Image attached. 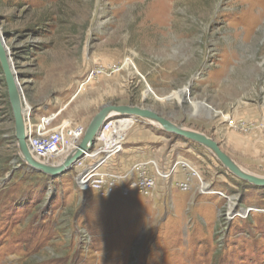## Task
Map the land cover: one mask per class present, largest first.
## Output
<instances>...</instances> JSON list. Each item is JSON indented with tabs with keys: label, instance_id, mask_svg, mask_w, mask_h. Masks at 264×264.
I'll list each match as a JSON object with an SVG mask.
<instances>
[{
	"label": "rangeland",
	"instance_id": "obj_1",
	"mask_svg": "<svg viewBox=\"0 0 264 264\" xmlns=\"http://www.w3.org/2000/svg\"><path fill=\"white\" fill-rule=\"evenodd\" d=\"M0 29L28 133L55 113L79 143L103 105H143L264 177V0H0ZM6 95L0 64V264H264V186L203 145L113 116L120 148L100 172L117 188L101 196L79 180L91 158L29 168Z\"/></svg>",
	"mask_w": 264,
	"mask_h": 264
},
{
	"label": "water",
	"instance_id": "obj_2",
	"mask_svg": "<svg viewBox=\"0 0 264 264\" xmlns=\"http://www.w3.org/2000/svg\"><path fill=\"white\" fill-rule=\"evenodd\" d=\"M0 64L5 76L9 103L14 116L15 132L16 138L18 140L19 152L23 161L26 162L30 169L36 170L52 177L67 173L78 163V161L84 158L85 154L88 153L90 149H92L93 145L95 144L96 136L100 132L105 120L113 116H127L133 118H141L147 122L161 127L167 132L203 145L208 150H210L214 154V156L222 163V165L225 166L235 176L248 182L251 185L264 186V177L258 176L243 169L221 148L220 144L213 138L196 130L179 126L172 120L161 115L156 110L145 107L143 105H103L89 123L83 139L63 162L58 164L55 162L40 160L32 153L28 143L27 118L24 113V101L22 98L21 85L18 80V75L14 69L10 52L5 43V34L1 31V29ZM147 90L153 93L151 87L148 84L146 91ZM187 91H189V88L182 90L185 96H187ZM172 96L173 95L171 94L164 99L169 100L172 98ZM145 97L146 95H144V98ZM200 104L207 106L205 103ZM207 107L210 110H213L210 106Z\"/></svg>",
	"mask_w": 264,
	"mask_h": 264
},
{
	"label": "built area",
	"instance_id": "obj_3",
	"mask_svg": "<svg viewBox=\"0 0 264 264\" xmlns=\"http://www.w3.org/2000/svg\"><path fill=\"white\" fill-rule=\"evenodd\" d=\"M54 118L55 115H50L46 118L41 117V121L38 124L30 126L28 133V143L32 153L40 160L48 162H53L55 157L64 152L66 148L76 147L79 144L76 143V140L82 133L81 129H72L70 125L65 123L59 126H52L51 122ZM111 118L105 120L100 132L96 136V141L99 142L98 147L95 150L91 149L90 152L85 154L83 159L78 161L82 165L85 158L92 159V164L86 165L84 170L79 174V180L84 188L97 191L101 196H106L117 188L113 180H110L108 177L106 178V174L100 172V167L112 157V152L106 149L107 146L109 144L114 145L120 140L117 135L111 134L114 125V120H111ZM27 120L30 122V117ZM76 133H78L77 138L74 137ZM118 152L119 150H116L113 154ZM135 186L141 189L151 188L154 186V179L144 177L139 183L136 180L130 179L127 186L123 188V192L129 194L131 188Z\"/></svg>",
	"mask_w": 264,
	"mask_h": 264
},
{
	"label": "bare ground",
	"instance_id": "obj_4",
	"mask_svg": "<svg viewBox=\"0 0 264 264\" xmlns=\"http://www.w3.org/2000/svg\"><path fill=\"white\" fill-rule=\"evenodd\" d=\"M24 113H25L26 117L28 118V115H29L30 112H29V111H28V112L26 111V106H24ZM113 122H116V120H114ZM113 127H114V125H113ZM77 135H78V133H76V135H75L74 137L77 138ZM119 148H120V144L117 142V143H115L114 145H110V144H109V145L107 146L106 149H107V150H110L112 153H114V152H115L116 150H118ZM69 149H71V147L66 148L65 151L62 152V153L64 154V153H65L66 151H68ZM90 150H91V149H90ZM71 152H72V151H71ZM71 152H70V153H71ZM89 152H90V151H89ZM62 153L59 154L58 156H56L54 160H56V161H57V159L59 160V158L63 156ZM70 153H69V154H70ZM69 154H68V155H69ZM68 155H66L63 159H61L60 161H57V162H55V163L60 164L61 162H63V161L68 157ZM242 168H243V167H242ZM243 169H244V168H243Z\"/></svg>",
	"mask_w": 264,
	"mask_h": 264
},
{
	"label": "crops",
	"instance_id": "obj_5",
	"mask_svg": "<svg viewBox=\"0 0 264 264\" xmlns=\"http://www.w3.org/2000/svg\"><path fill=\"white\" fill-rule=\"evenodd\" d=\"M54 114H55V113H51V114H49V115H54ZM49 115H43L42 117H45V118H46V117L49 116ZM125 118H126V117H125ZM65 124H68V125H69L70 123L66 121ZM126 136H127V135H126ZM74 149H75V147H74V148L72 147L71 149H69L68 151H66V152L63 154V157H62V158H64L66 155H68V154H69L72 150H74ZM130 174H131V173H129V174H127V175L130 176ZM129 176H126V177H129ZM126 179H127V178H126Z\"/></svg>",
	"mask_w": 264,
	"mask_h": 264
},
{
	"label": "trees",
	"instance_id": "obj_6",
	"mask_svg": "<svg viewBox=\"0 0 264 264\" xmlns=\"http://www.w3.org/2000/svg\"><path fill=\"white\" fill-rule=\"evenodd\" d=\"M6 97H7V99H8V94L6 95ZM8 105H9V107H11L9 101H8ZM11 110H12V109H11Z\"/></svg>",
	"mask_w": 264,
	"mask_h": 264
}]
</instances>
